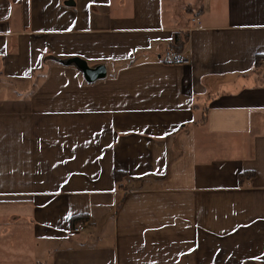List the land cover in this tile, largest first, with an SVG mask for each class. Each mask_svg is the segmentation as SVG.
<instances>
[{
  "label": "crops",
  "instance_id": "crops-1",
  "mask_svg": "<svg viewBox=\"0 0 264 264\" xmlns=\"http://www.w3.org/2000/svg\"><path fill=\"white\" fill-rule=\"evenodd\" d=\"M68 1L0 0V264H262L264 0Z\"/></svg>",
  "mask_w": 264,
  "mask_h": 264
},
{
  "label": "water",
  "instance_id": "water-1",
  "mask_svg": "<svg viewBox=\"0 0 264 264\" xmlns=\"http://www.w3.org/2000/svg\"><path fill=\"white\" fill-rule=\"evenodd\" d=\"M73 0H69L67 4H72ZM67 65L75 64L79 68L87 82H94L98 79L104 78L107 75V68L104 64H99L96 66H90L87 60L79 56L71 57L65 62Z\"/></svg>",
  "mask_w": 264,
  "mask_h": 264
},
{
  "label": "built area",
  "instance_id": "built-area-1",
  "mask_svg": "<svg viewBox=\"0 0 264 264\" xmlns=\"http://www.w3.org/2000/svg\"><path fill=\"white\" fill-rule=\"evenodd\" d=\"M164 61L172 64H187L191 62V57L189 55H186L183 51H176L174 48H169L164 54ZM84 227L85 223L80 222L72 229L71 232H81Z\"/></svg>",
  "mask_w": 264,
  "mask_h": 264
},
{
  "label": "trees",
  "instance_id": "trees-1",
  "mask_svg": "<svg viewBox=\"0 0 264 264\" xmlns=\"http://www.w3.org/2000/svg\"><path fill=\"white\" fill-rule=\"evenodd\" d=\"M187 39V33L185 32H177L174 34L173 36V47L175 48L176 51H181L182 47L185 43ZM115 177L117 178V180H122L123 178H125V173L123 171L117 170L115 171ZM82 220V217L77 216V218H75L73 221L76 224L80 223V221ZM74 226V227H75ZM249 261L245 262V264H248ZM262 264H264V262H260Z\"/></svg>",
  "mask_w": 264,
  "mask_h": 264
}]
</instances>
